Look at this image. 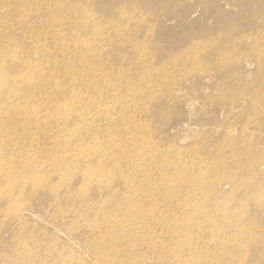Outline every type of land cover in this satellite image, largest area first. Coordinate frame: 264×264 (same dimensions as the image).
I'll return each mask as SVG.
<instances>
[{
    "label": "rangeland",
    "instance_id": "obj_1",
    "mask_svg": "<svg viewBox=\"0 0 264 264\" xmlns=\"http://www.w3.org/2000/svg\"><path fill=\"white\" fill-rule=\"evenodd\" d=\"M10 1L0 0V6ZM32 1L10 2L16 7L24 4L29 9L31 13L26 15V19L31 26L28 24V27L18 25L19 20L12 15L10 18L4 16L3 20L0 11V61L8 69L12 67L10 57L4 53V45L11 43L15 51L32 58L40 42L27 41V31L39 35L40 40L52 37L46 32L51 24L46 23L49 10L43 11L41 7L38 13L39 9ZM46 1L41 0V3ZM60 5L66 6V12H63L64 9L62 13L57 10L59 17L51 26L65 24L62 26L68 35L78 36L77 41L90 40L87 44L91 45V49H95L97 43V48L108 43L105 47L109 48L105 52L100 50L96 55L94 51L97 50L93 49L88 56L84 53L86 60L88 57L93 63L87 64L89 68L113 66L117 69L114 73L127 77L124 81L141 86L142 80L139 84L138 80L144 67L149 76L156 74L153 65L162 66L161 69L166 72L156 77L160 80L155 79L158 82L155 89L143 90L141 94L144 97L138 94L139 99H148L150 103L149 107L143 108L146 116L138 119V129L142 131L143 139H152L158 147L157 155L146 162L150 166L148 169L156 170L154 166L164 161L184 167L177 178L180 184L175 185V188L180 186V193L174 194V203L169 205L171 208L165 211L166 215L162 218L166 224L170 220L168 218L173 217V212L180 233L177 240L173 238L171 241V245L175 243V246L174 243L172 245L175 251L166 250V253H175L177 264L182 259H185V264H223L224 258L230 255L234 257V264H264V0H64ZM70 8L77 10L75 12ZM80 12L86 15L83 17ZM74 13L80 14L85 24L93 21L87 28L85 26L88 25L84 26L82 22L74 27ZM35 14L38 21L31 17ZM42 17L46 18V22ZM6 20L8 23H5ZM79 26L85 31L79 30ZM73 28H78V31ZM74 30L76 33H72ZM12 39L15 45H12ZM135 39L139 40L136 45ZM129 41H133L134 45H130ZM56 47L53 48L58 50ZM45 73L37 78L45 77ZM167 73L170 76L167 77ZM60 80L64 78L60 77ZM97 82L92 83V88L98 89L94 91L97 94L104 92V96L102 106L95 107L93 113L100 114L98 118L105 127H87L90 136L85 141L82 140L79 124L72 125L74 128L68 127L66 131L45 129L49 136L29 138V135H38L44 126L40 125L39 116H36L37 120H28L27 141L41 152V156L24 158L22 165H27L29 170L24 177L21 174L12 176L15 188L9 190L8 198L0 197V264H171L166 257L164 261L154 259V250L149 251L146 244L134 245L132 249L131 244L139 240L138 236L127 238L117 233L118 240L130 243V246L122 248L119 244L116 250L109 253L112 244L108 240L114 234L110 227L101 224L100 217L102 213H109L110 209L100 205L103 199L106 200L104 204H109L113 196L106 192L102 194V191L95 193L98 186L93 187L95 184H92L89 175L84 177V182L80 176L76 178L79 170H84L86 174L103 171L108 180L118 181L116 173L105 170L107 162L88 157L84 166L76 165L74 160H80L83 154L70 150L75 143L85 146L93 143L91 135H96L99 140L104 138V129L112 123L117 129L121 123L132 125L130 117L124 116L131 101L123 99L121 104V98L110 90L105 80ZM140 85L133 86L137 88ZM12 89L20 90L12 84L3 90L9 97L6 100L10 105L22 101L16 102L12 98L9 93ZM60 95L56 99H62ZM133 97V103L139 100L137 95ZM60 101L58 106L61 107H56L52 116L54 121L61 117L60 109L71 106L69 101ZM92 110L87 108L80 115ZM42 114L47 115L45 111ZM86 120L92 122L91 117ZM12 126L27 125L16 120ZM48 141L52 142L50 146L40 145ZM119 144L125 149L127 142ZM62 158L68 162V181L63 180L64 164L59 166ZM117 158L119 161L114 164L120 167L119 173L124 172L126 162L131 159L125 155ZM131 158L141 160L142 157L136 151ZM22 162L23 158H20L19 164ZM20 166L15 168L17 173L22 171ZM153 172L146 175L158 185L165 184L168 178L178 174L174 173L173 167L169 172L164 168ZM6 173L8 176L7 167ZM157 175L160 177L157 178ZM180 176L185 179H180ZM83 183L90 185L89 192L94 194L92 202L86 200L81 192ZM121 187H116L120 193L123 191ZM118 213L122 210L119 209ZM251 216L255 220H250ZM98 226L103 231L109 230V237L97 235L98 231H102L95 229ZM165 228H168L167 225ZM163 232L167 233L166 244L169 234L165 229ZM182 241L184 247H181ZM240 256L243 259L239 260Z\"/></svg>",
    "mask_w": 264,
    "mask_h": 264
},
{
    "label": "bare ground",
    "instance_id": "obj_2",
    "mask_svg": "<svg viewBox=\"0 0 264 264\" xmlns=\"http://www.w3.org/2000/svg\"><path fill=\"white\" fill-rule=\"evenodd\" d=\"M61 1H64V0H61ZM61 1L60 0H47L46 2L41 3V0L40 2H38V0H33L32 3L34 6H36L39 9L38 13L41 7L43 11L45 9L49 10L47 11V12H50L48 21L47 22L45 21L46 18L45 20L43 19L45 15L44 13H43L42 19H43V22H46L47 24L51 23L53 25V23L56 22L57 18L59 17L58 12L61 11L62 13L63 9L65 10L63 12H66L67 8H65L66 7L65 5H62V6L60 5ZM67 1H70V0H67ZM10 2H12V0ZM10 2H8L7 4L5 3L2 6H0V11L2 12V15H3L2 16L3 20H4V16L8 18L9 16L12 15L16 17L15 19L19 20V23H17L18 25L21 24L22 27H28L30 24L28 22V19H26V15L31 13L28 11L29 9L24 7L26 6L24 4H22L21 6L18 5V7H16L10 4ZM74 10L76 12L77 9H74ZM81 13L83 14V12H80V14ZM67 14L68 12L66 13V15ZM80 14L79 15L78 14L76 15L75 13L73 14V19L76 18V21H75L76 24L74 22L76 26L74 27H77V23L81 24V22L83 21L82 19H80V16L82 15ZM64 15H61V17H63ZM74 15L76 16L74 17ZM85 15H82V16L84 17ZM31 17H34L36 21H38L39 19L37 18V14ZM52 17H55V18H52ZM66 19L68 21V16L66 17ZM79 19H80V22H79ZM61 21L63 22V20ZM131 21L132 19L130 20V22ZM6 22L7 20L5 21V23ZM70 22L73 23V21H70ZM91 22H89L88 24L90 25ZM83 23L84 22H82V24ZM47 24L46 26H48ZM51 24H49L50 26H48L50 27L49 30L47 29L46 31V32L51 33L52 35V37L48 39L43 38L42 40H40L38 37L39 35H35V33L31 32L30 30L27 31L28 33V35L26 34L28 38L27 41L31 43L36 42V41L40 42V44L36 45L35 48H36L37 53L34 51V56L32 58L30 56H26L25 54L19 53L18 49H17L18 52L15 51L16 49L11 46V43L10 45H4V53L7 54L8 58L10 57V61H11L10 66L12 67V69H8V66L6 68V65L4 64V62H2V60L0 61V99L3 97L2 100H0V186L2 185L0 187V197L1 198L2 197L8 198L10 195L9 190L12 189L13 187L15 188L16 185L13 183L12 176H14L15 174H18V175L21 174V176L24 177V173H27V171L29 170V167L27 165H22L25 162L24 158L32 159L34 157L41 156V152L37 148L31 147V145L29 144L26 138L25 132L28 130L27 128L29 125V121H28L29 119L35 118L37 120L36 116H39L40 120L42 121L40 125L44 126L41 128V131L38 132V135L36 134L32 136L29 135V138L34 139L37 136L38 137L49 136L50 134L45 129H50V128L55 129L56 128L59 131L62 129H65L63 131H66L68 127L79 124V128L82 127L81 129H79V131L82 132V140L85 141L87 137L90 136V130L87 127L94 128V129L105 127V125H103V121L98 118L100 117V114L93 113L96 111V108L98 109V106H102V99L104 96V92H102L101 94L95 93L94 91H97L98 89L97 88L93 89L92 83L97 82L98 80L100 82L102 79L105 80L110 85V90L115 91L117 96L121 98L120 103L122 104L123 99H128L132 102V99L134 98L133 96H135L136 98V95H137L138 96L137 99H139V97L143 95L141 94L143 90L155 89L156 84H158V82L155 80L157 79L156 77L161 75L162 73H166L165 71L161 69L163 68L162 66L153 65V68L156 69V74L154 73L155 74L154 76L152 75L149 76L147 74L148 71L146 72V69L144 67L143 71L145 73L143 72L144 74L142 73V75L139 76V80H138V84L140 80H142L143 86L139 84L140 87L135 88L136 86H139V85H137V83H130V81H129L130 83L129 84L126 81H124V79H126L127 77L125 78L124 75L122 76L119 73H114V71H116L117 69H115L113 66L100 67V69L98 68L92 69L91 67L89 68L87 66V64L90 65L93 63H91L90 60H88V57L86 60L84 53H87L86 55L88 56V54L94 49V47L91 49L90 48L91 45L88 46L87 43L90 40L86 39L82 41H77L76 39L79 38L78 36L72 37V35L74 36V34L72 33L75 32L76 28H73L75 30L72 31L71 33L72 35H68V32L65 31L66 29L64 30L63 29L64 26H62L65 24L60 23V25H57L55 27L51 26ZM88 24L84 23V26ZM89 25L85 26V28L89 27ZM68 26L69 25H67L66 28H68ZM37 29H39V27ZM79 30L85 31L84 29H81V28ZM76 31H78V28ZM20 33H23V32L20 31ZM22 35L23 34H20V36ZM1 41H3V39H1ZM136 41L139 42V40L135 39V42H134L135 45L137 43ZM132 42L130 43V45L132 44ZM134 43L132 45H134ZM93 44H96V43H93ZM106 44L108 43L106 42ZM106 44L104 45L107 46ZM12 45H15V42L12 43ZM96 45H98V43ZM96 45H95L94 50H97V51L93 50L94 54L96 55L100 53L101 51L103 52L104 50H107L109 48L107 47L106 49L105 46H102L101 48L99 47L100 48L99 49L97 48L98 46L96 47ZM54 46L58 50L54 49L53 48ZM94 54H92L93 57L96 56V55L94 56ZM37 55H40V56H37ZM8 58H7V61H9ZM36 58H40V59L36 60ZM142 58L138 60H141ZM202 59L203 58L201 57V60ZM88 61L90 63H87ZM149 64L150 66L152 65L151 63ZM98 66H100V64ZM94 67H97V66H94ZM14 69L16 70L12 72L9 71V70H14ZM148 70L149 72L152 71V70L150 71V68ZM42 73H45L44 74L45 77H41V79L37 78ZM58 74H59V77H58ZM166 76L167 77L170 76L169 73H167ZM60 77L61 78L63 77L64 80L61 81ZM167 77H165V79ZM39 79H40V82L37 83ZM165 79L163 81H165ZM157 80H160V79H157ZM155 81L157 83H155ZM163 81H160V82L164 83ZM165 83H168V80L167 82L165 81ZM9 84L15 85L16 87L20 88V90L12 89L10 90L9 93L12 95V98L15 99L16 102L18 100H22V101H19L17 103H12L11 105L7 104L6 99H9V97L5 94L3 90ZM133 85H135V87ZM84 86H85V89H84ZM159 89L162 90V88H159ZM124 90L126 91L128 90V91L125 92ZM123 91L124 93H122ZM138 94H140V96ZM57 95L62 96V99L60 98L56 99ZM153 97L155 98L154 95ZM60 100H63L64 102H67V101L71 102V106H67L64 109H60L58 112L61 113V117L58 120L54 121L52 116L56 110V107H61V106H58L61 103ZM147 101L145 99H139L134 102L135 104L133 102H132L133 104L131 102L128 103V111L125 112L124 116L130 117L132 125L131 123H121L117 129V128H114L113 123H112L110 126L104 129L103 131L104 138L99 140V138L96 135H91L92 139L94 140L93 143L87 144V146L75 143L71 146L72 149L70 151L72 153L73 151L78 152L80 155L83 154L80 160L79 159L74 160V164L76 165L84 166V163L87 162L88 157H91V158L96 157L101 162H107L108 168H106L105 170H110V172L116 173L115 178L117 177L118 181H116L115 183L111 182L112 180H108V177L103 171H100L95 174H86L84 170H79L78 171L79 175H76V178L80 176L83 182H84V177L89 175V179L91 180L92 184H95L93 185V187L98 186L95 189L96 191L95 193H97L98 191H102V194L106 192L108 194H112L113 196V199H111L109 204H104L106 200L104 201L103 199L104 203L102 201L100 206L105 205L106 207L110 209V211L109 213H102L100 220H101L102 225L110 227V230L114 234V236L109 237V235L111 234L110 231L105 229L104 231H106L107 232L106 233L100 228V226L95 228L97 231L102 230V231H98L97 235H101L102 237H107V236L109 237L110 240L108 241L111 242L112 244V246L109 249V253H112L113 249L116 250L119 244L121 245L122 248H124L125 245H127L128 247L130 246V243L121 242V240H118V237H116L117 233L124 234V236L127 238H130L131 236H138L139 240L131 244L132 249H134V245L146 244L149 247V251L154 250L153 257L157 261L159 260L164 261L166 257V259H169L171 261V264H177V261H175V259L177 258L176 254L173 252L166 253V250L175 251L174 250L175 243L173 242L174 246H172L173 243L171 245V241L173 240V238L176 239L178 236H180V233L177 230L178 222L175 219V214L173 212H172L173 217L168 218L170 220L166 224H165L164 219L162 218H164V216L166 215L165 211H167L168 208H171L170 207L171 203H174V196L177 193H180V190H181L180 186L178 185L179 187L175 188V185L180 184L178 183L179 180L177 178L179 177L180 172L183 171L184 167L182 166V164L181 166H177L174 163H168V161L166 162L164 161L162 163H159L158 165H155L153 163L155 165L154 167L156 170H162L164 168L166 172H169V170L173 167L174 173H178L176 176H171V178L170 179L168 178V180L166 179L168 182H166L165 184H163L164 182L162 181L163 185H161L160 183L159 185L155 183L153 184V179H151L149 175H146L150 171L152 172L156 171V170H151V169L149 170L148 168L150 166L148 167L146 162L149 161V158L151 160L157 155V149H158V147L156 146V144H154L152 139L151 140L143 139L144 135L142 131L138 129V126H139L138 119H140L143 116H146V114L143 112V108H147L150 105V103H148ZM140 106L142 108H140ZM87 108H90V110L93 108L92 112H88L86 115H80V112L86 110ZM42 110L45 111L47 115L42 114L43 113ZM75 113H77L78 115H76ZM114 115H115V112H114ZM87 117H91L92 122H89L88 120H86ZM12 119H15V120H12ZM16 120H21L22 123L26 124L27 126L25 127L12 126V124ZM111 121L113 120H110L109 122ZM45 126H51V127H45ZM72 127L74 128V126ZM147 128L149 130V127ZM21 129L23 130L21 131ZM150 131H152L151 127H150ZM18 135L22 136L21 139L12 138ZM106 137L108 140L106 139ZM113 141L115 143H112ZM122 142L123 143L127 142V145L125 146V149L127 151H125V149H123L120 146L119 143H122ZM51 143L52 142L50 141H48L47 143L41 142L40 145L42 147L44 146V144L47 146H50ZM176 147L178 148L177 145ZM178 150H177V153L179 152ZM136 151H137V155L142 157L141 160L139 158H131L136 154ZM174 153L176 154L175 149H174ZM119 155L121 156L125 155L126 157L131 159L130 161L126 162L125 170L124 172L122 171L121 173H119L120 167L117 166L118 164H114L117 161H119V159L117 158L119 157ZM20 158H23V162L21 164H19ZM115 158H117V160H115ZM110 162H113L112 163L113 165H110L109 164ZM63 164H64V178H65L63 180L68 181L70 179V171L68 168V162L64 158H62V161L59 163V166L62 167ZM17 166H20L22 170L21 173H17L15 171V168ZM6 167L9 170L8 176L6 173ZM158 172L159 171H157V174ZM153 173L156 174V172H153ZM157 176H158L157 178L160 177L159 175ZM163 177L165 176L163 175ZM180 179H185V177L181 178L180 176ZM120 185L123 186L121 187L123 190L121 191V193L119 192L120 189L119 191H117L116 189V187L120 188ZM143 186H146L148 189L147 188L142 189L141 187ZM81 187H82L81 192H83L82 194L84 195L85 199L92 202V196H94V194H90L89 192L90 185H84L83 183ZM84 204H87V203H84ZM114 208H117L116 211L114 210ZM119 209L122 210V213L120 214L118 213ZM91 212L95 213V210L91 209ZM171 220L174 222L170 223ZM250 220H255V218L251 216ZM165 225H167L168 228H165ZM164 229L167 230L169 234L167 237L166 244H164V242L166 239L165 235L167 233L163 232ZM255 235L258 236V232H255ZM145 239H147L148 241H146ZM182 246L183 247L185 246L183 244V241H182L181 247ZM238 259L241 260L243 258L240 256ZM239 260L237 261V263L239 262ZM185 263H186L185 259H182V261L180 262V264H185ZM234 263H235V260L232 255L226 256L223 260V264H234Z\"/></svg>",
    "mask_w": 264,
    "mask_h": 264
}]
</instances>
